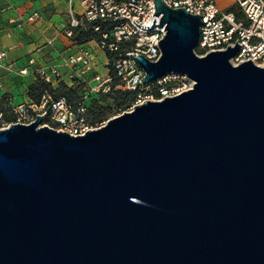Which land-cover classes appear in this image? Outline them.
Here are the masks:
<instances>
[{
    "label": "water",
    "instance_id": "1",
    "mask_svg": "<svg viewBox=\"0 0 264 264\" xmlns=\"http://www.w3.org/2000/svg\"><path fill=\"white\" fill-rule=\"evenodd\" d=\"M154 3L141 82L194 89L85 136L0 128V264H264V67L235 66L237 43L198 56L200 15Z\"/></svg>",
    "mask_w": 264,
    "mask_h": 264
},
{
    "label": "built area",
    "instance_id": "2",
    "mask_svg": "<svg viewBox=\"0 0 264 264\" xmlns=\"http://www.w3.org/2000/svg\"><path fill=\"white\" fill-rule=\"evenodd\" d=\"M164 2L171 9L185 8L191 15H200V38L195 49L198 56L227 51L237 43L239 51L231 59L235 66L251 60L256 66L264 67V0H235L236 8L230 11H224L215 0ZM67 6L61 34L78 50L51 62L40 63L35 54H41L44 47H39L23 61L17 72L22 76L33 75L53 87L65 84L77 92V102L73 105L66 98L55 99L47 91L40 103L12 104L15 115L12 124L30 125L37 116L43 115L42 126L74 137L85 136L105 126L110 119L132 112L147 101L161 102L194 89L196 82L183 73H169L149 84L141 82L146 72L136 57L141 55L150 62H157L162 57L159 42L166 36V25L163 29L143 31L133 23L149 28L155 19L157 25L160 24L162 16H154V0H67ZM43 18L41 12L35 11L12 23L24 29L25 22L36 23ZM83 32L93 34L94 38L79 44L77 37ZM55 42L54 38L47 39L45 46H54ZM90 43L105 55L106 73L100 72L98 53ZM6 57L7 52L1 51L0 67H4ZM8 69L12 70L11 67ZM65 69L69 72H64ZM116 91L133 93L134 103L108 120L94 122L89 115L91 103Z\"/></svg>",
    "mask_w": 264,
    "mask_h": 264
},
{
    "label": "crops",
    "instance_id": "3",
    "mask_svg": "<svg viewBox=\"0 0 264 264\" xmlns=\"http://www.w3.org/2000/svg\"><path fill=\"white\" fill-rule=\"evenodd\" d=\"M6 10H1V9ZM67 0H0V52L6 51L7 57L0 67V98L8 95L13 106L21 105L19 96L25 95L24 99L32 101L28 96L29 87L36 82L33 75L22 76L28 80L26 89H22L11 82V76L18 73L25 59L32 56L36 49L44 47L41 54H35L40 63L51 62L59 58L74 53L78 47L70 40L65 39L62 34V25L66 19ZM39 11L43 14V20L36 23L25 22L24 29H20L12 21L23 19ZM55 39L54 46H45L47 39ZM90 46L96 49L100 72L106 73L105 55L99 51L94 43ZM11 67L12 70L8 68ZM68 73V70H64ZM27 102V103H28Z\"/></svg>",
    "mask_w": 264,
    "mask_h": 264
},
{
    "label": "trees",
    "instance_id": "4",
    "mask_svg": "<svg viewBox=\"0 0 264 264\" xmlns=\"http://www.w3.org/2000/svg\"><path fill=\"white\" fill-rule=\"evenodd\" d=\"M93 38V34L83 32L78 35L77 42L79 44H85L91 41ZM115 83L118 84V80H116ZM47 91L50 92L55 99L66 98L73 105L77 102V92L69 88L67 85L59 84L57 87H53L52 85L44 83L40 80H36V82H34L29 87L28 95L33 102L40 103L42 96ZM107 98H110L114 101L116 113H119L120 111H126L135 101V95L128 91L112 92L111 94L103 96L100 101L94 100L89 107V115L94 122H100L98 121L101 113L99 111L102 109V101ZM8 105H12L10 102V97L8 95H4L2 98H0V116H2L3 120H5V116H7L8 112L11 110L13 117L7 118V120L14 123L15 115L11 106Z\"/></svg>",
    "mask_w": 264,
    "mask_h": 264
},
{
    "label": "rangeland",
    "instance_id": "5",
    "mask_svg": "<svg viewBox=\"0 0 264 264\" xmlns=\"http://www.w3.org/2000/svg\"><path fill=\"white\" fill-rule=\"evenodd\" d=\"M217 1L218 5L220 6V8H222L224 11H230L232 9H235V0H215ZM235 65V64H234ZM11 82L13 81L14 84L17 86V88H21L22 91L26 89V86L28 85V80H25L24 77H22L19 73H14V76H11ZM29 96V95H28ZM25 95L21 94L19 96L21 101V105L26 104L28 101H26V99H24ZM10 102L12 104V100L10 98ZM11 106L12 105H8ZM116 106L113 100H111L110 98L105 99L104 101H102V109L99 111L100 116L98 121L102 122L104 120H108L109 118L113 117L116 114ZM13 110V109H12ZM13 115L11 113V110L8 112V115L5 116V120L2 121L0 128H8L12 122H9L7 120V118H12Z\"/></svg>",
    "mask_w": 264,
    "mask_h": 264
}]
</instances>
